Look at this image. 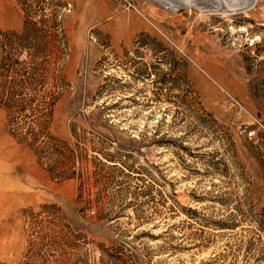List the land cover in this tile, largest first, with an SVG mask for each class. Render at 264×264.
<instances>
[{
    "label": "rangeland",
    "instance_id": "rangeland-1",
    "mask_svg": "<svg viewBox=\"0 0 264 264\" xmlns=\"http://www.w3.org/2000/svg\"><path fill=\"white\" fill-rule=\"evenodd\" d=\"M0 264H264V0H0Z\"/></svg>",
    "mask_w": 264,
    "mask_h": 264
},
{
    "label": "trees",
    "instance_id": "trees-1",
    "mask_svg": "<svg viewBox=\"0 0 264 264\" xmlns=\"http://www.w3.org/2000/svg\"><path fill=\"white\" fill-rule=\"evenodd\" d=\"M129 247H130L131 251H133V254L136 255L139 247L136 245H132V244H130Z\"/></svg>",
    "mask_w": 264,
    "mask_h": 264
}]
</instances>
